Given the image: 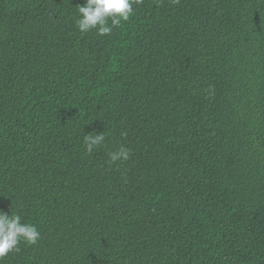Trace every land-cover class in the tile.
Returning a JSON list of instances; mask_svg holds the SVG:
<instances>
[{
	"label": "trees",
	"instance_id": "trees-1",
	"mask_svg": "<svg viewBox=\"0 0 264 264\" xmlns=\"http://www.w3.org/2000/svg\"><path fill=\"white\" fill-rule=\"evenodd\" d=\"M84 3L0 0V209L41 233L0 264H264V0H140L109 36Z\"/></svg>",
	"mask_w": 264,
	"mask_h": 264
},
{
	"label": "clouds",
	"instance_id": "clouds-1",
	"mask_svg": "<svg viewBox=\"0 0 264 264\" xmlns=\"http://www.w3.org/2000/svg\"><path fill=\"white\" fill-rule=\"evenodd\" d=\"M134 3H140V0H85L83 5L77 7L76 26L81 34L95 30L100 36H109L114 28L119 27L122 21H128L134 14ZM122 135L126 136V133ZM105 139L103 131L84 135L86 151L92 153ZM130 156L131 149L122 145L109 153V160L112 163L127 161ZM40 236L38 228L34 224L23 222L22 216L13 208L11 214L0 209V261L10 253L19 251L21 243L35 245Z\"/></svg>",
	"mask_w": 264,
	"mask_h": 264
}]
</instances>
